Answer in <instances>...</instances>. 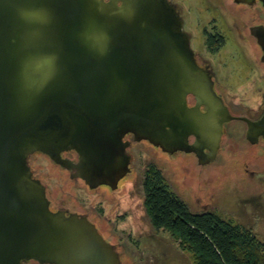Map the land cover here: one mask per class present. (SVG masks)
Segmentation results:
<instances>
[{
  "label": "water",
  "instance_id": "95a60500",
  "mask_svg": "<svg viewBox=\"0 0 264 264\" xmlns=\"http://www.w3.org/2000/svg\"><path fill=\"white\" fill-rule=\"evenodd\" d=\"M183 26L169 0H0V264L123 263L87 216L52 209L31 155H46L90 189L119 191L137 178L128 135L170 155L196 154L207 167L239 143L221 140L236 118ZM255 36L264 52V31ZM261 116L241 118L254 144L264 138ZM73 151L77 163L62 157Z\"/></svg>",
  "mask_w": 264,
  "mask_h": 264
},
{
  "label": "rangeland",
  "instance_id": "374dc122",
  "mask_svg": "<svg viewBox=\"0 0 264 264\" xmlns=\"http://www.w3.org/2000/svg\"><path fill=\"white\" fill-rule=\"evenodd\" d=\"M197 21V19H192ZM198 30V29H197ZM194 32L195 48L204 53L222 77L240 70L243 63L235 42L229 43L216 56L205 52L200 41V30ZM250 50V48H249ZM248 52H251L248 51ZM246 60L249 58L245 53ZM235 74V73H234ZM232 124L228 129L234 127ZM239 137L227 135L231 142H239L219 149L217 158L208 167L201 168L197 179V158L187 154L170 157L152 146L141 144L131 152L135 155L132 166L137 178L121 181L119 191L109 187L89 190L79 180H70L65 170L57 168L52 161L39 157L34 168L48 188L50 198L59 205L74 202L97 221L108 239L118 247L122 264H192L193 253L183 249L180 242L169 232L157 231L145 208L143 188L146 169L155 165L166 177L171 190L188 205L194 213H202L199 200L206 190L201 178L208 175V192L214 193L215 202L209 210L226 221L250 230L264 244V148L256 149ZM258 151V152H257ZM257 157L252 162V156ZM251 161V162H250ZM249 170V173L245 172ZM255 176L251 177V172ZM200 194V195H198ZM25 264H38L33 261Z\"/></svg>",
  "mask_w": 264,
  "mask_h": 264
},
{
  "label": "flooded vegetation",
  "instance_id": "af4514ba",
  "mask_svg": "<svg viewBox=\"0 0 264 264\" xmlns=\"http://www.w3.org/2000/svg\"><path fill=\"white\" fill-rule=\"evenodd\" d=\"M169 1L177 6L181 18L184 20L183 29L190 36L191 47L196 53L198 63L202 67H207L209 71H211V74H213V82L217 95L222 98L224 105L228 107L231 115L236 118L235 120L224 124V133L221 140H223V138H225L227 135L239 137V135L244 134V137L248 141L250 146L255 147L257 150L261 149V147L264 148V138H258L255 144L247 139L249 128H247V123L241 119L245 118L249 121L251 120L253 122H257L261 119V115L264 110V61L262 60L264 52L261 45L259 44V38L255 36L256 34H260L262 31H264V5L259 0H256V2L253 3H249L246 1L243 2V0ZM192 19H197V21ZM197 29L200 30V41L203 42L205 52H207L212 57L218 55L221 52V50L229 43L228 39L231 40V43L235 42L233 45L235 46L236 44L235 50H237L238 53L240 51L239 61H241L243 65L239 68L242 69L234 72L235 74L233 73L231 75L230 73L226 78L222 77V74L218 73L215 63L207 58L204 53H200L195 48L196 41L193 39V31H195V33L199 32ZM249 48L251 52H248L250 51ZM216 49L217 52L213 51ZM245 53H247L249 57L247 60ZM188 103L189 106L192 107L196 103L195 97L189 96ZM205 109L206 108L202 107L203 112H205ZM232 124L237 125H234V127L230 128L231 130H229L228 126ZM125 141H129L130 143L127 153L132 156L130 165L132 167V172V162L135 155H133L131 151L133 149H136L141 144L152 146L161 153L166 154L170 157L179 154H187L189 156L191 155L197 158V163L202 164L200 163L201 160H199L196 154L177 152L173 155H170L161 151V149L154 147L151 143H148L146 141H140L139 143L135 142L133 135H128ZM189 141L191 144H195L196 138L190 137ZM204 152L208 154L210 153L207 148ZM257 152L252 156V162H255L254 158L257 157ZM39 157L49 159L46 155L39 152L31 155L28 160L31 166V170L34 172V176L38 180L42 181V179L39 178L37 174V170L34 168L35 160H38L37 158ZM62 157L65 159H69L75 163H77L79 160V157H77L74 151L63 153ZM31 158L36 159L32 160ZM49 160L52 161L57 168L65 170L69 174L70 180L82 181L89 190L97 191V189L99 188L109 187L101 186L97 187L96 189H90L83 180L74 177V172H70L68 169L57 165L52 159ZM213 162H210V164H213ZM205 167L207 166L203 165V168ZM245 172L249 173V170H245ZM250 172L251 177L255 176L254 171ZM46 192L52 209L62 211L65 210L67 213H77L82 216H87L88 219L98 227L101 234L104 235L101 226H99L98 223H95L93 219L90 218L89 214H84L79 211L81 209L79 205L74 206L72 204L64 202L61 206L56 207L55 203L49 196L47 186ZM201 197V200H199V208L203 210L202 213L209 212V206L211 204L213 205V203L215 202L216 197L214 193H204L201 195ZM116 248L118 250L117 246Z\"/></svg>",
  "mask_w": 264,
  "mask_h": 264
},
{
  "label": "trees",
  "instance_id": "16d2710c",
  "mask_svg": "<svg viewBox=\"0 0 264 264\" xmlns=\"http://www.w3.org/2000/svg\"><path fill=\"white\" fill-rule=\"evenodd\" d=\"M143 188L153 227L193 253L192 264H264V244L250 230L211 211L192 212L155 165L146 169Z\"/></svg>",
  "mask_w": 264,
  "mask_h": 264
}]
</instances>
